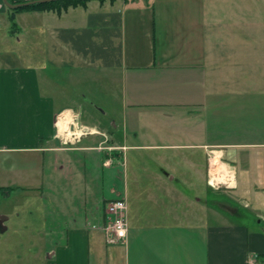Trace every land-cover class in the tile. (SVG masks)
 <instances>
[{"label": "crops", "instance_id": "crops-1", "mask_svg": "<svg viewBox=\"0 0 264 264\" xmlns=\"http://www.w3.org/2000/svg\"><path fill=\"white\" fill-rule=\"evenodd\" d=\"M13 9L0 0L3 36L31 46L0 64V199L35 193L38 264L264 263V0ZM91 68L120 97L105 122L62 91ZM118 198L126 240L108 243ZM0 215V232L24 217Z\"/></svg>", "mask_w": 264, "mask_h": 264}, {"label": "rangeland", "instance_id": "rangeland-1", "mask_svg": "<svg viewBox=\"0 0 264 264\" xmlns=\"http://www.w3.org/2000/svg\"><path fill=\"white\" fill-rule=\"evenodd\" d=\"M12 31L14 34H8L9 36L5 38L3 36L4 29H0V64L13 62L19 64L20 62H18L19 60L17 59L21 57L22 52H26V50H24L25 48L27 49V51H29V48L31 46V43L28 42L26 47L23 40L20 41L19 33L15 32V30ZM39 52L40 51L38 48V50H32L30 53L36 54ZM75 72H77L78 74H76ZM95 72L96 71L93 68L88 69L87 71L74 69L72 73H75V82H73L74 74L70 79V83L62 80V91L63 93L70 91L73 95L76 96L78 101H83L82 104L86 108H84L83 114L88 112L87 110L89 109V112L91 111L92 113H94V116H96L99 121L105 122V120L111 115V111L116 115V108L118 106V101H120V97L119 95H117V87L113 83H110V86L108 87V89L110 90L109 93H102L100 85H103V87L105 86V79L103 78L102 81L98 79V81L92 80L90 76L92 74H96ZM81 73H84L85 75H83L82 77L80 76ZM109 80L111 81V77ZM90 101L93 102V106L97 109L90 108L92 107L91 104H88ZM82 120H84L85 122H90L91 124L93 122H97V120H94L89 116L87 117L86 115H82ZM71 131H73V129H71ZM200 161H202V159H200ZM204 183V180L200 177V198L207 199L210 208L218 210L216 205L212 203L211 205L210 202L213 199L221 198V195L218 192H214L210 189L205 188ZM191 192L192 191H190V193ZM35 196V193H33L32 191H18L11 194L9 201L5 206H2V202L0 199V210H2L5 214H20L24 216L9 217V221L7 224L8 231L0 232V264H38L40 256H42V254L40 253V251L39 255L35 252L38 248L37 239L28 237V235L31 234L29 231H31V229L40 227L41 224V222L37 220V199L35 198ZM243 209L245 214L249 213V209ZM210 212L211 211H209L208 214H210ZM203 218L207 220L212 219L213 217L210 214L209 217ZM47 224L48 223H45V225Z\"/></svg>", "mask_w": 264, "mask_h": 264}, {"label": "built area", "instance_id": "built-area-1", "mask_svg": "<svg viewBox=\"0 0 264 264\" xmlns=\"http://www.w3.org/2000/svg\"><path fill=\"white\" fill-rule=\"evenodd\" d=\"M106 241L108 243H125L127 234L126 203L123 199H114L105 205V222L102 225ZM247 264L256 263L254 259L248 260Z\"/></svg>", "mask_w": 264, "mask_h": 264}, {"label": "trees", "instance_id": "trees-1", "mask_svg": "<svg viewBox=\"0 0 264 264\" xmlns=\"http://www.w3.org/2000/svg\"><path fill=\"white\" fill-rule=\"evenodd\" d=\"M89 0H56L52 2H46V3H38V4H32L28 6H21L19 8L13 9L14 11H18L21 9H30V8H38V9H44V8H54V7H67L70 5H84ZM98 1H104V0H98ZM14 23L12 22V27H14Z\"/></svg>", "mask_w": 264, "mask_h": 264}, {"label": "water", "instance_id": "water-1", "mask_svg": "<svg viewBox=\"0 0 264 264\" xmlns=\"http://www.w3.org/2000/svg\"><path fill=\"white\" fill-rule=\"evenodd\" d=\"M52 1H56V0H28L26 2L16 3V4H12V3H9L7 0H3L5 5H7L10 8H17L21 6H28L32 4L46 3V2H52ZM2 222H3V217L0 215V226H2ZM1 229H4V226H2Z\"/></svg>", "mask_w": 264, "mask_h": 264}, {"label": "bare ground", "instance_id": "bare-ground-1", "mask_svg": "<svg viewBox=\"0 0 264 264\" xmlns=\"http://www.w3.org/2000/svg\"><path fill=\"white\" fill-rule=\"evenodd\" d=\"M81 130V129H80ZM79 136V135H78Z\"/></svg>", "mask_w": 264, "mask_h": 264}]
</instances>
